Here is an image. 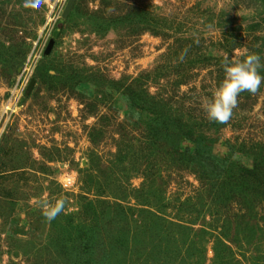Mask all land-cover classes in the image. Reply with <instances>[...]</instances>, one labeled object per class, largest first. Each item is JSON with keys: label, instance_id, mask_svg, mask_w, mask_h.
<instances>
[{"label": "rangeland", "instance_id": "374dc122", "mask_svg": "<svg viewBox=\"0 0 264 264\" xmlns=\"http://www.w3.org/2000/svg\"><path fill=\"white\" fill-rule=\"evenodd\" d=\"M68 1L0 0V264H264V83L201 107L264 0Z\"/></svg>", "mask_w": 264, "mask_h": 264}, {"label": "clouds", "instance_id": "9594fccd", "mask_svg": "<svg viewBox=\"0 0 264 264\" xmlns=\"http://www.w3.org/2000/svg\"><path fill=\"white\" fill-rule=\"evenodd\" d=\"M47 0H24V7L32 10H39ZM187 54L184 50L179 59L182 61ZM264 67L261 64V57L255 53H247L245 50L243 58L229 60L227 56L223 61L224 79L216 88L211 98L205 97L201 107L206 113L209 121L227 124L233 115V110L238 107V97L242 92L252 95L258 93L261 84L264 83V76L259 69ZM41 208L42 215L51 222L65 210L66 198L56 199L54 202L43 200L36 201Z\"/></svg>", "mask_w": 264, "mask_h": 264}, {"label": "trees", "instance_id": "16d2710c", "mask_svg": "<svg viewBox=\"0 0 264 264\" xmlns=\"http://www.w3.org/2000/svg\"><path fill=\"white\" fill-rule=\"evenodd\" d=\"M149 105L151 108L156 106L155 102L153 101V99L150 100ZM154 108H152L153 111ZM152 121V132L153 135L155 136V139H158L159 134L162 132H170L172 134H182L183 133V128L185 127V125H183V128H180L179 125L180 123H178L177 121H173L172 125H170V123H168V121H166L165 119H151ZM240 170H243V172L246 171L245 168H242ZM250 172V171H246L245 173ZM249 174V173H248Z\"/></svg>", "mask_w": 264, "mask_h": 264}, {"label": "water", "instance_id": "95a60500", "mask_svg": "<svg viewBox=\"0 0 264 264\" xmlns=\"http://www.w3.org/2000/svg\"><path fill=\"white\" fill-rule=\"evenodd\" d=\"M73 2H74V0H69L68 1L66 7L63 10V16H66L69 13V11H70V9H71V7L73 5Z\"/></svg>", "mask_w": 264, "mask_h": 264}]
</instances>
